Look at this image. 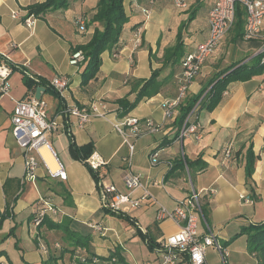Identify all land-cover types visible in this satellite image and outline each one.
<instances>
[{"label":"crops","instance_id":"obj_1","mask_svg":"<svg viewBox=\"0 0 264 264\" xmlns=\"http://www.w3.org/2000/svg\"><path fill=\"white\" fill-rule=\"evenodd\" d=\"M44 1L0 0V61L13 67L7 79L9 91L0 94V251L5 253L0 264H42L49 252L64 244L60 232L44 227L39 230L32 224V217L44 203L58 210L56 217L49 216L51 220L68 218L72 230L88 236L96 256L105 258L118 250L128 264H162L156 248L150 249L147 242L158 247L178 226L171 221L157 222V205L142 203L119 215L102 208V189L113 185L125 192L123 176L128 170L139 175L157 204L168 209L192 191L199 194L202 215L198 233L206 234L208 226L226 253L222 257L208 249L205 264H261L248 253L247 238L240 232L242 226L264 222V67L248 81H231L212 111L198 110L194 119L198 123L196 135L180 138L178 113L166 120L162 107L165 100L176 97L181 59L206 39L208 12L216 0H189L185 9H177L172 0H153L152 4L148 0H124L128 22L119 46L101 54L99 73L85 86H81L82 65L71 66L69 56L74 47L90 39L95 27H100L90 22L98 0H67V8L49 11L26 27L23 19L29 17L27 7ZM141 8L149 9L147 18ZM80 16L85 20L84 31L76 23ZM138 27L143 29V45L136 47L133 39ZM179 32L183 57L176 65L163 66V53L175 45ZM231 34V43H225L226 34L189 84L183 103L197 96L217 72L238 61L253 62L264 41V19L260 35L254 40L236 39L234 30ZM156 70L159 92L119 116L116 100L126 97L133 101L137 81L147 80ZM26 74L48 83L37 87L43 88L40 99L46 102L49 117L58 122L57 130L47 136V143L64 178L51 175L42 163L34 181L24 177L23 150L11 136V117L16 101L35 96L36 90L30 92L25 85ZM61 76L69 79V86L57 96L49 83ZM93 102L106 117L93 118L81 129L73 118L67 125L60 116L65 108L88 107ZM126 116L149 119L160 126L159 132L143 134L134 141L130 166L124 161L128 147L112 127ZM71 142L77 147L92 145L86 164L71 156ZM250 144L258 159L247 181L244 155ZM152 153L157 154L156 164L150 162ZM92 154L103 160V165L93 170L96 179L86 162ZM198 157L206 167L200 171L197 168L192 176L187 168L175 167L181 159L193 161ZM186 260L182 256L177 264H186ZM70 261V256L64 254L57 264Z\"/></svg>","mask_w":264,"mask_h":264},{"label":"built area","instance_id":"obj_2","mask_svg":"<svg viewBox=\"0 0 264 264\" xmlns=\"http://www.w3.org/2000/svg\"><path fill=\"white\" fill-rule=\"evenodd\" d=\"M188 1L172 0L177 9H185ZM152 3L153 0H148V4ZM236 5H241L245 10L244 41H251L259 37L264 19V0H216L208 12V34L206 39L197 44L192 53L181 59V74L178 80L176 97L162 103L166 120L172 119L178 113L179 106L186 97L189 84L199 74L205 61L214 55L225 35L233 28ZM141 12L146 18L148 17V8H141ZM12 17L16 18V14H13ZM23 23L26 27H31L34 23L33 16L23 19ZM76 23L79 30L83 31L85 28L84 19L77 17ZM142 32V27H138L134 31L133 43L136 47L141 44ZM83 58L81 50H74L69 56V64L78 68L83 62ZM261 62H264V56ZM10 73L11 67L6 62L0 61V94H7L9 91L7 79ZM26 76L35 78L31 74H26ZM49 86L62 96L69 86V79L66 76L55 77L50 81ZM205 94L206 92L186 116L180 128V138L186 135H196L198 123L194 119ZM60 116L65 118L67 125L70 124L69 121L73 118L75 126L81 129L93 118H105L106 113L102 112L99 106L93 102L88 107L73 105L65 108ZM11 122V136L19 148L23 150L24 177L29 181H34L40 163L48 169L40 153V148L46 146L50 150L47 136L57 130L58 122L55 118L49 117L46 102L36 99L34 96L15 102ZM112 127L121 136L123 144L128 147V155L124 158V161L129 166L134 152V141L143 134H153L160 130V126L152 120H140L130 116H126L112 124ZM224 154L228 157L229 150L226 149ZM86 162L95 171L103 165V160L96 154H92ZM150 162L152 164L158 162L156 153L150 155ZM48 172L53 175L49 169ZM59 174L56 175L64 178L63 173L60 172ZM123 185L125 188L123 193L119 192L113 185L102 189L103 210L118 214L124 209H136L142 203H151L157 205L155 214L157 222L171 221L178 226V230L162 240L156 248L162 264H177L181 261L182 256L187 257L186 264H205V255L208 249L217 251L222 257L225 256L226 253L223 247L207 225L206 234L200 235L198 233L199 217L202 214L197 192L192 191L187 197L180 200L173 209H168L157 204V200L149 191L147 184L132 171L125 172ZM136 191L140 192L138 196L133 195ZM244 201L251 203L248 198H245ZM57 214L58 210L54 206L44 203V206L38 209L37 219L32 224L35 228L43 216L56 217ZM41 249L46 252L45 246L41 245Z\"/></svg>","mask_w":264,"mask_h":264},{"label":"trees","instance_id":"obj_3","mask_svg":"<svg viewBox=\"0 0 264 264\" xmlns=\"http://www.w3.org/2000/svg\"><path fill=\"white\" fill-rule=\"evenodd\" d=\"M123 3L124 0H98L96 4V12L92 16L90 22L98 23L100 27L94 28L90 39L86 43L74 47L73 51L81 50L84 56L83 62L81 63V86L87 85L89 81L95 79L98 75L101 64V54L105 51H111L119 46L118 44L124 26L128 22ZM67 6V0H45L42 3H34L28 6L27 15L37 18L49 11L65 9ZM244 23L245 10L241 5H236L235 21L232 28L235 32L236 39L241 40L243 38L244 32H242V29L244 27ZM85 29L86 28H84V30ZM176 41L177 42L173 47L164 51L161 59L163 66L176 65L183 57L184 52L180 32L177 34ZM140 45L142 46L143 43ZM149 55H151V52H149ZM262 57L263 55L256 56L252 63H243V61H238L217 72L197 96L186 101L185 103H183V101L180 104L178 116L176 117L177 126L180 128L182 127L186 116L205 92L206 94L201 101L199 110L205 109L207 111H212L220 103L222 94L231 81H248L253 77V75L262 70L264 67V62H261ZM11 68L13 69L12 66ZM158 74L159 72L156 70L151 73V76L147 80L137 81L136 87L132 91L136 92L133 101H129L126 97L116 100V104L120 110L119 116H124L126 113L133 110L141 100L144 98H151L159 92L161 83L157 81ZM25 85L28 91L34 92L37 86H46L48 83L40 80L39 78L33 79L25 76ZM52 91L58 96L57 92H55L53 89ZM67 134L68 138L71 140V134L68 132ZM91 152V144L82 147L75 146L73 142L70 144L71 156L83 163L85 162V159L91 154ZM244 159L245 176L248 181L253 174L254 165L258 159V156L253 152L252 144H250L246 149ZM176 163L178 164L175 165V167L179 166L181 169L187 168L188 173L191 176L192 172L197 168L200 171L206 167V164L202 162L199 157L193 161L181 159ZM89 171L91 172L93 178L96 179V173L90 168ZM37 211L32 217V223L37 219ZM202 212L203 214L206 213V209L204 207L202 208ZM111 214L119 215L115 213ZM70 224L71 221L68 218H63L61 221L56 222L51 220L49 215H45L40 219L38 225L35 228L40 230L44 227L48 230L60 232L62 234V242L64 243L58 250L49 252L47 254V258L42 262V264H57L64 254H68L70 256V264H128L118 250L110 252L105 258L96 256L90 247L88 236L82 235L81 233L72 230L70 228ZM240 235H245L247 238L248 253L256 256L259 262L264 264V222L242 226ZM147 245L150 249L157 248L156 245H152L149 241L147 242ZM4 255V251H0V257Z\"/></svg>","mask_w":264,"mask_h":264},{"label":"bare ground","instance_id":"obj_4","mask_svg":"<svg viewBox=\"0 0 264 264\" xmlns=\"http://www.w3.org/2000/svg\"><path fill=\"white\" fill-rule=\"evenodd\" d=\"M40 153H41L49 171L53 175L59 174L61 172V168L59 167V165H58L57 161L55 160L51 151L46 146H42L40 148ZM59 176H60V174H59Z\"/></svg>","mask_w":264,"mask_h":264},{"label":"rangeland","instance_id":"obj_5","mask_svg":"<svg viewBox=\"0 0 264 264\" xmlns=\"http://www.w3.org/2000/svg\"><path fill=\"white\" fill-rule=\"evenodd\" d=\"M233 29H231L227 34V37H226V41H225V43L227 44H229V43H231V41H230V39H231V36H232V34H231V31H232ZM261 50H260V52H259V54L258 55H263L264 56V41L262 42V45H261ZM245 58V57H244ZM263 58V57H262ZM243 59V58H242ZM42 246H44V245H42ZM40 249H41V246H40ZM42 250V249H41ZM226 259V258H225ZM225 264H226V262H225Z\"/></svg>","mask_w":264,"mask_h":264},{"label":"water","instance_id":"obj_6","mask_svg":"<svg viewBox=\"0 0 264 264\" xmlns=\"http://www.w3.org/2000/svg\"><path fill=\"white\" fill-rule=\"evenodd\" d=\"M41 92H43V88H41V87H37L36 88V92H35V98L36 99H40V94H41Z\"/></svg>","mask_w":264,"mask_h":264}]
</instances>
